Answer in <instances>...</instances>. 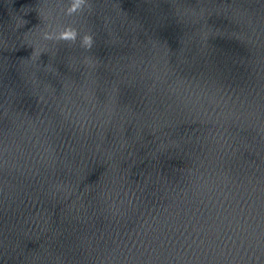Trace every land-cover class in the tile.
<instances>
[{
  "label": "water",
  "instance_id": "obj_1",
  "mask_svg": "<svg viewBox=\"0 0 264 264\" xmlns=\"http://www.w3.org/2000/svg\"><path fill=\"white\" fill-rule=\"evenodd\" d=\"M0 264H264V0H0Z\"/></svg>",
  "mask_w": 264,
  "mask_h": 264
}]
</instances>
